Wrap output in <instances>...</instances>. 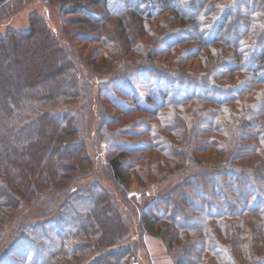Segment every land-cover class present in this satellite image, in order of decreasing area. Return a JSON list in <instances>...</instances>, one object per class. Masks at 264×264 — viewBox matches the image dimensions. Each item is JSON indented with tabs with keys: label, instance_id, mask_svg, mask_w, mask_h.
<instances>
[{
	"label": "trees",
	"instance_id": "16d2710c",
	"mask_svg": "<svg viewBox=\"0 0 264 264\" xmlns=\"http://www.w3.org/2000/svg\"><path fill=\"white\" fill-rule=\"evenodd\" d=\"M30 1L0 0V14L6 10L10 15ZM49 1L58 2L64 16L99 19L94 36L86 29L67 32L85 44L103 45L101 51L109 49L103 60L127 58L135 47L141 52L140 58L126 59L134 67L100 84L101 94L122 109L120 115L145 114L132 123L120 120L105 138L114 182L126 189L134 179L141 185L147 221L140 219L137 235L143 238L145 230L163 235L176 264H264V0ZM31 20L28 31L9 30L0 37V264H99L109 259L139 264L131 236L120 239L124 229L118 219L119 226L104 225L90 240L96 219L115 208L111 197L94 190L80 192L85 194L81 204L70 199L44 221L8 229L20 197L9 192L5 172L30 195L35 185H53L60 171L74 170L48 157L62 134L75 135L69 127L72 117L65 118L58 108L62 100L79 97L78 69L42 23ZM155 21L161 32L154 31L147 47L144 41ZM106 25L121 31L117 44ZM4 44L12 50L3 51ZM166 54L171 61L158 59ZM57 70H66L68 78L47 85ZM44 91L59 102H38L35 98ZM68 147L76 158L87 160L85 144ZM48 161L51 173L40 180ZM15 167L27 175L17 177ZM155 180L172 187L149 195L146 187ZM95 242L118 250L91 257Z\"/></svg>",
	"mask_w": 264,
	"mask_h": 264
},
{
	"label": "rangeland",
	"instance_id": "374dc122",
	"mask_svg": "<svg viewBox=\"0 0 264 264\" xmlns=\"http://www.w3.org/2000/svg\"><path fill=\"white\" fill-rule=\"evenodd\" d=\"M89 8L94 9L91 6H89ZM1 13L0 37L7 35L9 30L18 32L28 31L32 25L31 19L36 17L42 23L45 30L50 33V37H53L52 39L56 47L62 50L63 54H67V59L69 61L73 60L78 69V75L80 79L79 87L81 88V93H79V97L77 99L70 102L62 100L61 102L64 106L60 105L61 107L58 108L62 114H64L63 116L65 118L68 117V115L72 117L74 125L71 124L69 127L75 132V135L65 136L62 134V136L53 144V150H51L48 157V160L54 159V161L59 162L60 164L71 165L70 167H72L74 170H66L65 172L60 171L62 176L61 178L55 179L53 185H51V183H42L41 188L35 185V191H33L30 195L23 193L21 188L16 185L17 182L15 179H8L10 178L9 172H5V176L2 177V180L7 183L9 192L16 195L17 197H20V205L18 206L17 212L15 214L13 220L14 222H12L8 228L10 232L14 227H22L26 224L44 221L45 219L56 215V212L59 210V208L66 204L68 200L79 199L78 201H80L85 195L83 193L80 194V192L86 189L92 191L94 190L96 195L100 194L101 196L107 195L111 197L115 203V208H113L114 206L109 207L108 210L106 209L104 211L103 215L100 216L99 219H96L97 227L90 240H94L98 234L102 233L105 226L111 228L119 226L117 223L118 219L120 220V226L122 229H124L123 233L120 235V239L131 236L132 244H136V247H138L139 257L137 260L139 264H176L171 252L169 251L166 239L163 238V235H152L151 233H148V230H145V233L147 234L144 235L143 238L137 235L138 223L140 222V219L141 222L143 221L145 224L147 221V215H142L144 206H141L142 201L140 200L139 190L141 185L138 183V181H136V179H134L127 189L123 186L119 187V185L114 182L110 171L107 170L108 162L110 156L112 155L111 148L108 147V144L105 140L109 132L112 129L116 130L118 127H120V120H125L129 123H132L134 120L145 116V114H133L130 116L120 115V110L122 111V109L115 107L116 105L111 99L104 97L101 94L100 84L101 82L103 83L108 79H113L117 74L125 70V68L134 67L136 63H130L126 61V59H129L130 57H133L134 59L140 58L141 52L135 47L132 50L130 56L127 58L115 57L103 60L104 58L102 57L105 54L104 51H109V49L104 48V51H101V47H103L101 44L89 45L82 41H78L77 38L71 37V33L75 28L80 30L86 29L88 36H94L96 30L101 24L100 21H98L99 19H97L95 16V19L90 20V17L88 18V16L85 14H71L64 16L59 8L58 2H50L49 0H32L30 2L24 3L21 7L14 10V12L10 15L8 12H6V10ZM66 18L70 24H67V22L64 20ZM110 19L114 22L118 21V19ZM86 22L87 24L85 25L84 23ZM157 23V21L151 23V31L153 33L148 32V35L146 36L147 39L145 38L146 40L144 41L147 47H149L148 44L152 43L153 39L155 38V33L161 32L159 29L156 30L155 26ZM88 25L89 27H87ZM106 27L108 28L109 38L114 40L117 44L118 40L121 39V31L118 29V27L114 28L111 25H106ZM89 28H92L93 30L90 31ZM67 30H70L71 33L67 32ZM238 32H241V28L238 29ZM39 35L40 33H37L35 38H38ZM2 50L11 51V44H4ZM158 59L163 61L165 59L171 61V59L167 57V54L161 55ZM195 62L198 63L199 59H195ZM65 71L66 70L55 71L53 77L48 79L46 84L49 85L51 82L55 83L62 80ZM44 89L46 90L47 88L45 87ZM0 94L2 97H4L3 92ZM58 96L59 95H57V97ZM11 98L15 102L14 97ZM35 99H37V101L40 103L44 102L45 104L47 103L49 105H55L57 102V98H55L54 95L48 96V91H44ZM59 118L62 120V116ZM51 120L53 122L56 121L54 118ZM109 120L114 121L112 123ZM130 139H132L133 142L136 141L133 137ZM37 140H41L40 134L37 137ZM74 142L85 144V147L88 151V158L86 161L76 158L74 152L75 149L72 150L70 147H68L70 143ZM64 144L67 147L66 151L63 153L62 148ZM160 157L166 158L163 155H160ZM190 158L189 152H186V161ZM63 161L65 162L62 163ZM49 165L50 162L48 161L45 169L41 173L42 177L40 180H42L43 176L51 173L52 169ZM78 167L79 172H77ZM15 170L17 173H19L17 167H15ZM24 175L27 174L24 173L20 175L19 173L17 177L22 178ZM186 179V177H183L179 183L184 182ZM67 185H69V187H67ZM171 185L172 184H169L168 187L165 185L163 186V183L160 180H155L154 183L146 187L148 190L147 194L152 196L155 195L156 197V193L158 194V192L161 191V194H163V188H166V192L172 187ZM55 187H57L58 190ZM63 187L67 188L64 189ZM92 195L95 194L92 193L91 196ZM127 195L131 197L128 196L127 198ZM91 198L93 199V196ZM186 199H193V197L190 196V198L188 197ZM79 203L81 204L82 201ZM146 203H149V201H146ZM145 224L144 226H146ZM0 227L3 226L0 225ZM26 246L27 245L24 244L22 249H24ZM116 247V245H113L112 248L109 246L106 247V244L99 246L98 243L95 242L89 248L91 249V257H98L100 255H104L107 252H111L110 254H112L118 250ZM117 253H119V251ZM108 263L114 264L115 260L109 259V261L100 262L99 264Z\"/></svg>",
	"mask_w": 264,
	"mask_h": 264
}]
</instances>
